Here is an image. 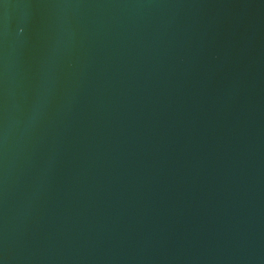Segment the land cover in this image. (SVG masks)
<instances>
[{
    "label": "water",
    "instance_id": "95a60500",
    "mask_svg": "<svg viewBox=\"0 0 264 264\" xmlns=\"http://www.w3.org/2000/svg\"><path fill=\"white\" fill-rule=\"evenodd\" d=\"M0 264H264V0H0Z\"/></svg>",
    "mask_w": 264,
    "mask_h": 264
}]
</instances>
